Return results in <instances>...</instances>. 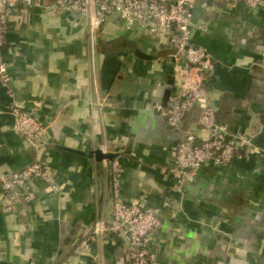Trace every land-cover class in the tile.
Returning <instances> with one entry per match:
<instances>
[{"label": "crops", "instance_id": "1", "mask_svg": "<svg viewBox=\"0 0 264 264\" xmlns=\"http://www.w3.org/2000/svg\"><path fill=\"white\" fill-rule=\"evenodd\" d=\"M192 12V24L208 28L193 29L191 41L213 61L205 87L216 122L250 145L228 165L176 184L166 170L198 110L178 129L166 123L176 78L165 39L126 28L116 15L90 37L75 16L12 11L2 50L11 68L0 85V175L38 160L60 190L31 180L33 202L12 211L0 193V264H95L92 255L130 264L125 241L108 229L113 160L123 200L143 202L160 219L149 237L157 264H264V0L257 10L194 0ZM13 102L43 124L37 148L13 129Z\"/></svg>", "mask_w": 264, "mask_h": 264}, {"label": "built area", "instance_id": "2", "mask_svg": "<svg viewBox=\"0 0 264 264\" xmlns=\"http://www.w3.org/2000/svg\"><path fill=\"white\" fill-rule=\"evenodd\" d=\"M207 1V0H204ZM241 2L249 10H257L262 0H218ZM194 0H0V85L7 86L11 65L4 59L11 13L16 8L40 9L79 19L90 37L107 17L116 15L126 28H140L161 35L171 49L170 59L176 83L169 106L164 113L166 123L178 129L186 112L198 110L193 127H189L172 151V162L167 174L176 182L192 180L207 166H224L232 162L243 145L250 141L242 134H229L227 127L216 122L214 107L209 101L205 81L213 73V61L203 46L191 41L192 31L206 33L204 24H192ZM13 129L21 134L26 144L37 148L43 124L33 112H27L16 102L10 105ZM203 132L204 135L200 133ZM121 169L118 160L111 163L112 214L110 227L123 238L128 248L130 264H157L149 237L160 227V219L141 201H125L119 193ZM38 179L59 191L54 170L35 160L18 171L0 175V193L6 200L5 210L12 211L22 201L33 202L35 196L30 181ZM97 226L95 233L101 234ZM93 235L82 240L76 251L89 250ZM92 261L100 264L98 255Z\"/></svg>", "mask_w": 264, "mask_h": 264}, {"label": "water", "instance_id": "3", "mask_svg": "<svg viewBox=\"0 0 264 264\" xmlns=\"http://www.w3.org/2000/svg\"><path fill=\"white\" fill-rule=\"evenodd\" d=\"M136 54H137V53H136ZM142 57H143V55H142ZM94 154H95L96 158H98V159L103 158V156L101 155V153H100L99 150H98V151H95ZM107 157H108V156H107Z\"/></svg>", "mask_w": 264, "mask_h": 264}]
</instances>
